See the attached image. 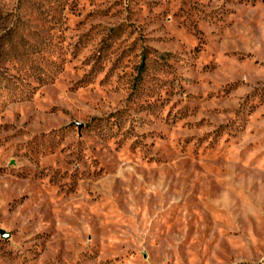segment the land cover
<instances>
[{"label":"rangeland","instance_id":"rangeland-1","mask_svg":"<svg viewBox=\"0 0 264 264\" xmlns=\"http://www.w3.org/2000/svg\"><path fill=\"white\" fill-rule=\"evenodd\" d=\"M0 264H264V0H0Z\"/></svg>","mask_w":264,"mask_h":264},{"label":"water","instance_id":"water-1","mask_svg":"<svg viewBox=\"0 0 264 264\" xmlns=\"http://www.w3.org/2000/svg\"><path fill=\"white\" fill-rule=\"evenodd\" d=\"M1 236L4 237V238H7L8 237V234H6L4 232H1Z\"/></svg>","mask_w":264,"mask_h":264}]
</instances>
